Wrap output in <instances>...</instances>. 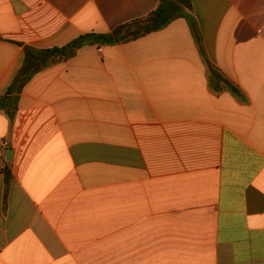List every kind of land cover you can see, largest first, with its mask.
Masks as SVG:
<instances>
[{
    "label": "crops",
    "instance_id": "crops-1",
    "mask_svg": "<svg viewBox=\"0 0 264 264\" xmlns=\"http://www.w3.org/2000/svg\"><path fill=\"white\" fill-rule=\"evenodd\" d=\"M164 4L0 0V264H264V0H190L201 43L178 17L14 86L25 47Z\"/></svg>",
    "mask_w": 264,
    "mask_h": 264
},
{
    "label": "trees",
    "instance_id": "trees-1",
    "mask_svg": "<svg viewBox=\"0 0 264 264\" xmlns=\"http://www.w3.org/2000/svg\"><path fill=\"white\" fill-rule=\"evenodd\" d=\"M186 8H191L190 0H177ZM178 7L174 4H164L158 8L154 15L147 21L137 23L133 31L130 29L122 37L120 31L116 30L113 34H88L81 36L70 44L64 47H54L45 50H36L32 47H25V63L20 74L17 76L14 86L20 85V89L37 73L64 61L73 58L77 51L85 45L103 44L114 45L120 41H129L141 36L156 32L167 27L172 21L178 17L186 18L189 22L192 32L198 43H201V36L195 19L190 16L183 7ZM121 30V29H120ZM11 91V90H10ZM8 114L13 118V111H8ZM9 177V173L6 171Z\"/></svg>",
    "mask_w": 264,
    "mask_h": 264
},
{
    "label": "built area",
    "instance_id": "built-area-1",
    "mask_svg": "<svg viewBox=\"0 0 264 264\" xmlns=\"http://www.w3.org/2000/svg\"><path fill=\"white\" fill-rule=\"evenodd\" d=\"M10 143L6 140L2 141L1 143V148H2V153L5 154L6 149H8Z\"/></svg>",
    "mask_w": 264,
    "mask_h": 264
},
{
    "label": "water",
    "instance_id": "water-1",
    "mask_svg": "<svg viewBox=\"0 0 264 264\" xmlns=\"http://www.w3.org/2000/svg\"><path fill=\"white\" fill-rule=\"evenodd\" d=\"M6 158L10 161L13 157V150H6L5 151Z\"/></svg>",
    "mask_w": 264,
    "mask_h": 264
}]
</instances>
